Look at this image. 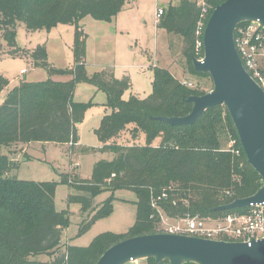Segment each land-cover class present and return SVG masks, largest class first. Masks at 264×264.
Wrapping results in <instances>:
<instances>
[{
  "label": "trees",
  "instance_id": "16d2710c",
  "mask_svg": "<svg viewBox=\"0 0 264 264\" xmlns=\"http://www.w3.org/2000/svg\"><path fill=\"white\" fill-rule=\"evenodd\" d=\"M227 0H180L170 4L158 22V29L179 36L183 41L182 55L192 76L208 77L195 71L193 60L198 41H203L206 27H200L203 3L214 9ZM128 0H0V33L8 51L16 56L15 26L23 24L28 31L52 30L59 25H76L74 36V68L68 72L72 80L57 82L49 78L39 83L21 82L12 89L0 107V264H97L111 247L134 237L159 233L161 221L152 200L159 201L161 211L172 220L187 217H222L229 213H244L246 208L229 211L216 209L237 199L254 196L263 186L259 174L249 165L232 118L224 106L206 111L192 126L172 127L157 118L188 116L193 105L192 96H203L204 91L184 86L169 69L155 68L152 93L147 98L131 95L123 100L132 87L125 75L117 79L111 72L100 71L88 75L86 36L79 21L92 16L99 21H112L125 8ZM208 18V19H209ZM243 22L239 26L245 24ZM238 26V27H239ZM200 32V34H198ZM35 67H43L52 76L57 73L48 62L45 46L39 45L26 53ZM88 83L107 97L106 114L95 131L103 144V152L116 154L114 160L100 161L94 166L90 181L77 179L70 184L78 194L70 201L89 211L94 198L104 189H125L137 195L135 224L123 234L104 233L88 247L67 246L63 253L61 241L69 219L55 208L57 184L18 180L9 176L17 167L5 149L19 144L79 143L78 126L85 112L93 105L74 101L78 83ZM10 82L0 76V91ZM133 126L134 139L145 136V145L122 146L115 143L121 134ZM160 144L154 146L156 139ZM231 143L232 146H231ZM113 210L112 198L90 217L81 230L108 216ZM47 255L49 262L34 258ZM147 264H156L154 259ZM160 264H169L163 262ZM193 264V263H186Z\"/></svg>",
  "mask_w": 264,
  "mask_h": 264
},
{
  "label": "rangeland",
  "instance_id": "374dc122",
  "mask_svg": "<svg viewBox=\"0 0 264 264\" xmlns=\"http://www.w3.org/2000/svg\"><path fill=\"white\" fill-rule=\"evenodd\" d=\"M131 0H128V2ZM174 5L180 0H134L135 8H127L121 18L112 21H99L87 16L79 21L86 36V68L89 76L96 72H111L117 79L127 75L132 87L123 100L128 101L131 95H139L144 99L151 95L155 68H168L172 63V71L181 81L187 79L197 85L195 89L209 93L213 90L210 76H192L187 69L186 59L182 55V38L170 36L169 46L167 35L157 28L156 11L168 9L169 2ZM76 25H59L48 31L40 29L28 31L23 24H16L17 47L20 54L4 55L0 59V76L9 80V86L0 91V107L9 92L21 82L39 83L52 78L57 82L72 80L70 70L74 68V36ZM39 45L45 46L49 64L57 73L50 76L43 67H35L26 53L33 52ZM0 48L8 51L0 33ZM74 101L93 105L85 112L82 123L78 126L79 144L59 145L53 143L19 144L5 149L16 161L9 176L18 180L33 182L56 183L55 208L64 212L69 224L63 231L61 251L67 246L88 247L95 238L104 233H126L136 221L137 195L131 190L119 189L111 191L104 189L93 200L89 211H83L82 205L70 201L71 195L78 194L70 184H64L67 176L70 182L77 179L90 181L95 164L100 161H112L116 157L113 152H103V144L95 131L100 127L103 117L110 113L106 107V95L88 83H78L75 87ZM129 126L115 143L122 146L145 145V136L138 134L136 139ZM160 144L156 139L154 146ZM233 144V143H231ZM113 210L108 216L95 220L91 226L81 232L104 203L111 199ZM168 223L174 220L167 219ZM47 255L34 258L38 262H49ZM143 260L131 264H147Z\"/></svg>",
  "mask_w": 264,
  "mask_h": 264
},
{
  "label": "water",
  "instance_id": "95a60500",
  "mask_svg": "<svg viewBox=\"0 0 264 264\" xmlns=\"http://www.w3.org/2000/svg\"><path fill=\"white\" fill-rule=\"evenodd\" d=\"M243 22L264 27V0H227L210 16L203 35L204 58L194 59L198 73H208L213 90L192 96L186 117L157 118L172 127L192 126L209 109L228 110L249 165L259 174L262 188L252 197L217 208L229 211L264 203V90L244 68L235 47V32ZM154 259L156 264H264V239L251 245L157 233L127 239L109 248L97 264H131Z\"/></svg>",
  "mask_w": 264,
  "mask_h": 264
},
{
  "label": "built area",
  "instance_id": "2783aa9c",
  "mask_svg": "<svg viewBox=\"0 0 264 264\" xmlns=\"http://www.w3.org/2000/svg\"><path fill=\"white\" fill-rule=\"evenodd\" d=\"M210 12V6L203 3L200 27H203L204 22L207 24ZM163 15L164 10L158 9L157 22ZM234 41L244 68L264 90V27L258 22H246L237 28ZM203 50V41H198L197 55H201ZM203 58L204 56L198 60ZM182 84L191 89L197 87L196 84L187 81H183ZM166 198L167 195L163 194L162 197L152 200V207L157 210L161 221L159 233L214 241L242 242L248 245H251L253 241L264 239V203L251 204L244 213L234 212L218 218L187 217L168 223L167 219L170 218L158 206V202Z\"/></svg>",
  "mask_w": 264,
  "mask_h": 264
},
{
  "label": "crops",
  "instance_id": "0c3cea01",
  "mask_svg": "<svg viewBox=\"0 0 264 264\" xmlns=\"http://www.w3.org/2000/svg\"><path fill=\"white\" fill-rule=\"evenodd\" d=\"M170 4H174L172 1L171 2H169V5ZM177 5V4H176ZM135 2H134V0H131V1H129V2H127V4L125 5V8L123 9V11L125 10V9H127V8H129V9H131V10H133L134 8H135ZM164 11L166 10V9H164V8H162ZM122 11V12H123ZM121 12V13H122ZM119 14L117 17H116V19L117 20H119L120 18H121V15L122 14ZM156 13H157V11H156ZM156 25H157V28H158V22H157V20H156ZM160 30V29H159ZM163 33H165L168 37H167V40H168V43H167V45L169 46V43H170V36H173L172 34H168L166 31H164V30H161ZM182 49H183V45H182ZM172 63L170 64V66L168 67V68H165V69H169L170 70V72L174 75V77L175 78H177L178 79V77L177 76H175V72H173L172 71ZM125 76V75H124ZM179 80V79H178ZM183 81H187V82H190L189 80H187V79H183V80H181V82H183ZM6 89V88H5ZM4 91V90H3ZM137 96H139V95H137ZM79 144V143H78ZM77 144V145H78ZM61 244H62V241H61Z\"/></svg>",
  "mask_w": 264,
  "mask_h": 264
}]
</instances>
